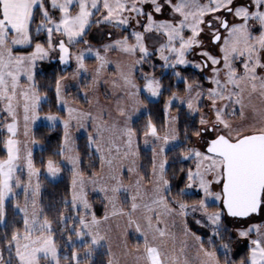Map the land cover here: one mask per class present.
Listing matches in <instances>:
<instances>
[{
    "label": "snow or ice",
    "instance_id": "6c2138e0",
    "mask_svg": "<svg viewBox=\"0 0 264 264\" xmlns=\"http://www.w3.org/2000/svg\"><path fill=\"white\" fill-rule=\"evenodd\" d=\"M0 264H264V0H0Z\"/></svg>",
    "mask_w": 264,
    "mask_h": 264
},
{
    "label": "trees",
    "instance_id": "16d2710c",
    "mask_svg": "<svg viewBox=\"0 0 264 264\" xmlns=\"http://www.w3.org/2000/svg\"><path fill=\"white\" fill-rule=\"evenodd\" d=\"M45 67L47 68L48 66L45 65ZM55 67L58 70L59 65H56ZM46 75L51 76L52 75V69H49L47 71ZM41 79H43V78H41ZM47 110H48V108L45 107V111H47ZM153 111L155 112L156 110L153 109ZM37 136L43 138L41 140V144L36 146V148L34 150V157L37 161V166L39 167L40 166V164H39L40 159L42 157L46 158L48 155H50L52 152H54L58 148V145L60 143V135H59V132L51 133L47 130L46 127H40L39 130L37 131ZM79 143L81 145H83V143H84L83 138H81L79 140ZM149 156H150V153H147V152L142 150V161L141 162L144 163L145 165H147ZM42 180H43V183L45 185V198L46 199L49 197L58 198L59 195L62 194L64 189H65V186L67 183V175L65 174L62 179H58L55 182H49V180L44 178V177H42ZM246 251H247L246 247L243 248V250L240 252V255L246 254Z\"/></svg>",
    "mask_w": 264,
    "mask_h": 264
},
{
    "label": "rangeland",
    "instance_id": "374dc122",
    "mask_svg": "<svg viewBox=\"0 0 264 264\" xmlns=\"http://www.w3.org/2000/svg\"><path fill=\"white\" fill-rule=\"evenodd\" d=\"M89 63L91 64V62H89ZM35 148H36V146H34L33 151L35 150ZM192 227H193L194 230H196L195 229V225H192ZM236 248H237V250H239V252H241L243 250V248H245V246L243 244H239V245L236 246Z\"/></svg>",
    "mask_w": 264,
    "mask_h": 264
}]
</instances>
